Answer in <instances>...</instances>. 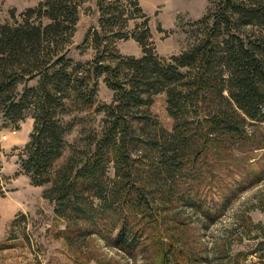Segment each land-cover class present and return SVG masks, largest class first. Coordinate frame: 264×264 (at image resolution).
Listing matches in <instances>:
<instances>
[{"label": "trees", "instance_id": "16d2710c", "mask_svg": "<svg viewBox=\"0 0 264 264\" xmlns=\"http://www.w3.org/2000/svg\"><path fill=\"white\" fill-rule=\"evenodd\" d=\"M86 1L48 0L28 10L23 23L0 25V111L17 124L25 111L32 113L30 140L15 149L16 176L48 187L44 198L68 223L67 233L92 234L90 228L106 221L117 230L116 246L130 255L145 227L159 220L157 206L179 200L185 188L199 197L204 182L216 176L210 160L217 147L224 153L218 162H236L235 167L264 149L247 131L251 122L264 124V0H211L206 15L191 22L187 48L169 58L150 47V19L137 1L128 0L144 19L141 36L118 28L127 23L115 16L120 0H99L100 30L89 31L84 41L96 56L82 64L68 58L67 46ZM129 37L141 45V58L119 53L116 40ZM101 79L113 100L97 108L103 114L99 128L70 146L66 138L73 125L63 117L71 107L92 108ZM160 94L167 98L171 130L150 110ZM68 147L70 155L56 169ZM2 161L0 151V196L10 181ZM190 161L192 167L200 163L197 171L172 191L176 170L186 171ZM187 199L193 207L201 204ZM17 225L12 223L13 231ZM263 246L257 264H264Z\"/></svg>", "mask_w": 264, "mask_h": 264}, {"label": "rangeland", "instance_id": "374dc122", "mask_svg": "<svg viewBox=\"0 0 264 264\" xmlns=\"http://www.w3.org/2000/svg\"><path fill=\"white\" fill-rule=\"evenodd\" d=\"M46 1L0 0V25L23 23L28 10ZM98 1L87 0L79 8L78 23L71 44L67 46L68 58L76 63L86 64L96 56L93 45L84 41L89 31L100 30ZM116 1L105 0L106 4ZM131 1H137L149 17L151 39L148 43L163 58L179 55L187 48L191 22L204 17L211 3V0ZM115 7L118 8L115 16L121 15V22L127 19V23L118 28H123L122 32L141 36L144 19L136 7L131 6L128 0L116 2ZM248 30L259 31L258 28ZM115 46L122 56H143L141 45L132 37L116 40ZM36 84V81L26 83L30 87ZM24 86V83L20 84L18 90H23ZM113 97L114 93L101 79L92 108L84 111L70 108L63 117L65 122L73 125L66 138L68 145L79 144L84 135L99 128L103 114L96 110L110 104ZM150 110L162 128L172 129L173 121L168 114L165 94L153 98ZM31 115L30 111H25V119L17 124L0 111L2 173L10 179L4 184L5 194L0 196V264L259 263L262 252L259 248L264 244V149L256 151L251 160L235 167L236 162H218L224 153L217 147L216 159L210 160L216 176L205 178L207 180L202 192L199 190V197L185 188L179 200L170 205L157 206L161 210L158 212L159 220L145 227L144 236L138 243L140 245L129 255L116 246L117 230L112 231L106 221H100L96 229L90 228L92 234H68V223L56 216L55 204L44 198L48 187H35L28 176H16L19 171L17 155L29 142L34 128ZM13 131H17V135H12ZM247 131L254 144L264 146V124L251 122ZM16 148L19 150L15 151ZM69 155L68 147L65 156L57 162L56 169ZM194 165L192 167L190 161L186 171L176 170L172 191L180 190L184 180L195 174L200 163ZM110 174L113 175V171ZM189 195L200 199L201 204L189 205ZM16 220L18 225L13 231L12 223Z\"/></svg>", "mask_w": 264, "mask_h": 264}, {"label": "built area", "instance_id": "2783aa9c", "mask_svg": "<svg viewBox=\"0 0 264 264\" xmlns=\"http://www.w3.org/2000/svg\"><path fill=\"white\" fill-rule=\"evenodd\" d=\"M11 134L12 135H17V131H13ZM4 139H7V136H4Z\"/></svg>", "mask_w": 264, "mask_h": 264}, {"label": "crops", "instance_id": "0c3cea01", "mask_svg": "<svg viewBox=\"0 0 264 264\" xmlns=\"http://www.w3.org/2000/svg\"><path fill=\"white\" fill-rule=\"evenodd\" d=\"M21 132V131H20Z\"/></svg>", "mask_w": 264, "mask_h": 264}]
</instances>
